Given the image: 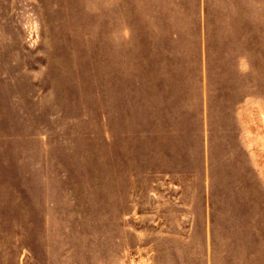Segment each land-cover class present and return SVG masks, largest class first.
<instances>
[{"label":"rangeland","instance_id":"obj_1","mask_svg":"<svg viewBox=\"0 0 264 264\" xmlns=\"http://www.w3.org/2000/svg\"><path fill=\"white\" fill-rule=\"evenodd\" d=\"M206 6L212 51L222 32L254 68L263 119L264 0H0V264H109L141 239L131 226L174 188L110 144L112 93L169 33L199 40Z\"/></svg>","mask_w":264,"mask_h":264},{"label":"crops","instance_id":"obj_2","mask_svg":"<svg viewBox=\"0 0 264 264\" xmlns=\"http://www.w3.org/2000/svg\"><path fill=\"white\" fill-rule=\"evenodd\" d=\"M202 14L199 40L169 33L140 67L124 65L115 107L112 93L110 144L118 137L124 153L139 146L174 192L156 195L164 207L131 226L140 240L110 247L109 264H264V118L254 68L244 56L234 63L239 48L222 32L212 51L207 6Z\"/></svg>","mask_w":264,"mask_h":264}]
</instances>
